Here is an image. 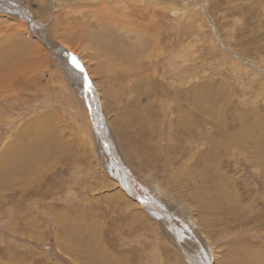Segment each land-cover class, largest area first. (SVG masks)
<instances>
[{
	"label": "rangeland",
	"instance_id": "obj_1",
	"mask_svg": "<svg viewBox=\"0 0 264 264\" xmlns=\"http://www.w3.org/2000/svg\"><path fill=\"white\" fill-rule=\"evenodd\" d=\"M0 7V264L264 253V0Z\"/></svg>",
	"mask_w": 264,
	"mask_h": 264
},
{
	"label": "bare ground",
	"instance_id": "obj_2",
	"mask_svg": "<svg viewBox=\"0 0 264 264\" xmlns=\"http://www.w3.org/2000/svg\"><path fill=\"white\" fill-rule=\"evenodd\" d=\"M117 1V0H116ZM1 2H3V0H0V5H1ZM21 7V8H20ZM1 8V7H0ZM19 9H20V17L21 18H23V19H25V20H30V13L28 12V10L23 6V4L22 5H19ZM106 10H108V12H111V13H115L116 14V16H118V17H121V16H119V14H120V12L117 10V9H109V8H107ZM3 13V12H2ZM4 14H7V13H4ZM115 16V15H114ZM113 19V18H112ZM105 20V19H104ZM107 21V20H106ZM114 22V21H113ZM117 22V21H116ZM34 23V22H33ZM99 23V22H98ZM100 24H102V23H100ZM96 25V24H95ZM104 25V24H103ZM99 29V28H98ZM93 30V29H92ZM92 33V32H91ZM102 33V32H101ZM101 33H99V35H101ZM98 35V34H97ZM99 35L97 36V37H99ZM93 36H95V33H93ZM90 39H93L92 37H90ZM103 42V41H102ZM101 42V44L103 45V43ZM107 46H108V43L106 44ZM51 46V45H50ZM55 46H57L56 44H54V46H51V48H54ZM56 49V48H55ZM104 49H107V47H104ZM57 51V50H56ZM55 51V52H56ZM114 51V50H113ZM60 52V51H59ZM59 52H57V53H59ZM117 52V51H116ZM157 51L155 50V51H152L150 54H149V56H148V61H149V63L150 64H152V63H154L153 61H152V59L153 58H155L154 57V55L156 54V55H158L159 53H156ZM62 53L64 54L65 53V50L63 49L62 50ZM67 53V52H66ZM118 53V52H117ZM72 54V53H71ZM65 55V54H64ZM61 57V56H60ZM66 60V59H65ZM67 61V60H66ZM63 62L64 61H62V64H63ZM61 63V62H60ZM68 67H69V65H68ZM235 138V137H234ZM232 141V140H231ZM220 144V143H219ZM222 145V144H221ZM229 183V182H228ZM238 197V196H237ZM140 200H141V202H142V204H144L146 207H148V208H150V210H151V214H154V215H158V216H160V213H164V212H166L165 211V209L161 206V203L160 202H158L156 199L155 200H152L151 202H150V204L151 205H148L147 203H145V201H144V198L143 197H141L140 198ZM150 200V199H149ZM148 200V201H149ZM147 202V201H146ZM153 212V213H152ZM167 217V216H166ZM166 224L168 225L169 224V220H168V222H166ZM187 246V245H186ZM193 248V247H192ZM263 250V249H262ZM245 251V250H244ZM243 251V253H242V255L243 254H249V252L248 251H252V250H247V252H244ZM255 251V250H254ZM259 251H260V249H259ZM256 252V251H255ZM243 258H244V260H241V259H239L238 257L236 258L235 257V259H233L232 261H233V263H231V264H264V253H262V254H259V256L257 257V258H254V257H252V256H250L249 255V258H248V256L247 257H245V256H243Z\"/></svg>",
	"mask_w": 264,
	"mask_h": 264
},
{
	"label": "snow or ice",
	"instance_id": "obj_3",
	"mask_svg": "<svg viewBox=\"0 0 264 264\" xmlns=\"http://www.w3.org/2000/svg\"><path fill=\"white\" fill-rule=\"evenodd\" d=\"M69 55H70V57H71V62L73 63V65H74L77 69H79L81 72H83L84 69H83V66L80 64L79 60H78L75 56H72L71 54H69ZM87 88H88L89 91L92 90V83H91L90 80H89L88 83H87Z\"/></svg>",
	"mask_w": 264,
	"mask_h": 264
}]
</instances>
